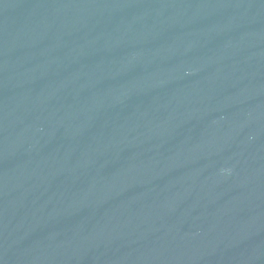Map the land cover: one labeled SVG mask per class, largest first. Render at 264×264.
I'll return each instance as SVG.
<instances>
[{"label":"water","instance_id":"obj_1","mask_svg":"<svg viewBox=\"0 0 264 264\" xmlns=\"http://www.w3.org/2000/svg\"><path fill=\"white\" fill-rule=\"evenodd\" d=\"M0 264H264V0H0Z\"/></svg>","mask_w":264,"mask_h":264}]
</instances>
